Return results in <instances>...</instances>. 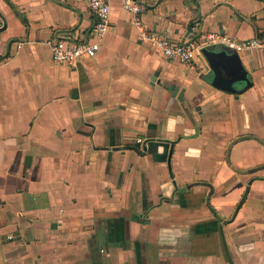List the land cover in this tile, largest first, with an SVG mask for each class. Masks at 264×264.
Wrapping results in <instances>:
<instances>
[{"label":"crops","instance_id":"1","mask_svg":"<svg viewBox=\"0 0 264 264\" xmlns=\"http://www.w3.org/2000/svg\"><path fill=\"white\" fill-rule=\"evenodd\" d=\"M139 1L191 64L123 0L96 56L58 63L48 41L93 39L89 0H0V264H264V48L238 52L240 93L202 53L260 35L264 0Z\"/></svg>","mask_w":264,"mask_h":264},{"label":"built area","instance_id":"2","mask_svg":"<svg viewBox=\"0 0 264 264\" xmlns=\"http://www.w3.org/2000/svg\"><path fill=\"white\" fill-rule=\"evenodd\" d=\"M122 4L123 8L134 16L135 23L139 25L141 30V38L160 50L166 58L178 59L187 64H191L195 60L200 45L191 40L175 41L167 39L156 31L147 28L138 19L144 10L139 0H123ZM89 5L96 17L91 30L93 39L89 38L87 41L81 42L71 36H65L55 42L48 41L54 61L74 65L83 58L96 56L101 47L102 38L111 28V9L109 0H89ZM209 38L212 42H219L235 49L237 52L253 51L264 48V27L260 35L250 39L240 40L235 36L224 34H210ZM136 141L140 144L142 139L139 138Z\"/></svg>","mask_w":264,"mask_h":264},{"label":"water","instance_id":"3","mask_svg":"<svg viewBox=\"0 0 264 264\" xmlns=\"http://www.w3.org/2000/svg\"><path fill=\"white\" fill-rule=\"evenodd\" d=\"M221 46L218 48L209 45L202 48V53L212 67V84L227 92H243L246 88L252 86L251 78L242 63L239 53L224 44Z\"/></svg>","mask_w":264,"mask_h":264}]
</instances>
